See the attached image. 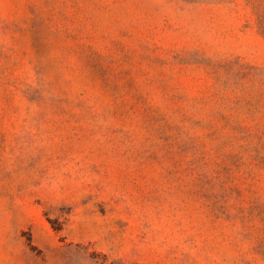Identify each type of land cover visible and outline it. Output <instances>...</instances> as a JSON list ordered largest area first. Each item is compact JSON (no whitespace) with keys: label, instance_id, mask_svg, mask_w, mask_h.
I'll list each match as a JSON object with an SVG mask.
<instances>
[{"label":"rangeland","instance_id":"rangeland-1","mask_svg":"<svg viewBox=\"0 0 264 264\" xmlns=\"http://www.w3.org/2000/svg\"><path fill=\"white\" fill-rule=\"evenodd\" d=\"M0 264H264V0H0Z\"/></svg>","mask_w":264,"mask_h":264}]
</instances>
